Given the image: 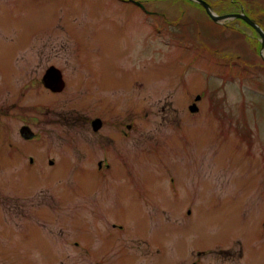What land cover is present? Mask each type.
<instances>
[{"label":"rangeland","instance_id":"obj_1","mask_svg":"<svg viewBox=\"0 0 264 264\" xmlns=\"http://www.w3.org/2000/svg\"><path fill=\"white\" fill-rule=\"evenodd\" d=\"M8 1L0 0V123L11 130L0 136V264H264L260 39L238 20L237 30L214 23L189 0ZM208 1L219 12L247 8L264 26V0ZM149 10L180 18L174 37L212 46L199 54L157 40L135 62L121 37L133 48L136 33L137 48L150 21L160 22ZM51 62L88 72L76 73L79 86L40 96L29 77ZM87 108L115 142L56 121ZM126 115L139 118L141 143L125 142L137 153L120 139ZM25 119L38 138L20 134Z\"/></svg>","mask_w":264,"mask_h":264},{"label":"flooded vegetation","instance_id":"obj_2","mask_svg":"<svg viewBox=\"0 0 264 264\" xmlns=\"http://www.w3.org/2000/svg\"><path fill=\"white\" fill-rule=\"evenodd\" d=\"M10 1L11 0H9L8 3H12V2H14L16 0H12L11 2ZM122 1H124V2H132V3L138 4L140 6H142L143 4L146 5V4L150 3V0H122ZM201 7L206 12L205 7H203V6H201ZM212 7H213L214 10L216 9L215 4H212ZM242 11L244 12V14L248 15L251 19L258 21L259 24L264 28L263 21L259 20L256 17H254L252 12L247 10V9H245V8L240 7L239 10L235 9V10H230L228 12H219V11H217V12H219V14H227V13H238V12H242ZM148 12L151 15H156L155 17L160 22H158L157 20L156 21H150L151 24H148L149 25L148 32L144 34V36H146V37L143 38L142 40L139 37L137 48H135V46H136V38H135L136 37V33L134 34L133 39H132V43H133V46H134L133 48L129 44L131 39H127L124 36L121 37V41H122V44L124 46V50L126 51V53L131 52L129 57L133 58V60L135 62L136 61H140V59H141L140 56H141V54L143 52L146 51V46L147 45H150V46L154 45L155 46L154 49H156V50L159 49V47L157 45H155V42L157 40H160V42L165 44L167 47L171 44V42H173L175 40L177 42L178 46H180L182 48H186V49H190V48L191 49H197L200 53H203V51L200 50L201 48H206V47H211L212 46V43L209 40L202 39V38L198 39L200 44L194 43L193 41H195V40L191 39L190 35H188L187 33H182L181 37H174V34L171 33V30H172L171 29V25L172 24L169 23V21L167 20V16H166L165 13H159L156 10H149ZM162 14H163V17H160V15H162ZM208 17H209V15H208ZM209 19L211 21H213L210 17H209ZM236 20L239 21V24L242 27H244L246 30L249 31V33L251 34L252 37L255 36L256 38H259V36L257 35V33H256L255 29L253 28V26H251L243 18L233 17V18H230L228 20H225L224 22H219V23L218 22H214V21L213 22L223 26L224 28H229L231 30H237ZM120 25L122 27L123 23H121ZM135 30H136V28H135ZM252 30H253V34L251 33ZM138 33H139V35H141L142 31L140 30ZM164 33H167L166 36L164 38H162V37L160 38V36L163 35ZM114 35L119 36L120 34H118L117 31L115 30V34ZM208 37H210V36H208ZM210 38H212V37H210ZM71 45H72L71 46V48H72L71 51H72V54H73V56H74V58L76 60V56H75L76 55V50L74 49L72 42H71ZM53 46H54V50H55L56 45H53ZM258 46H260V47L262 46V40L261 39H260V41H258V45L256 44V48ZM110 48H111L110 41L107 40V47H106L107 51ZM156 50H154V51H156ZM18 53L19 52H17L13 57H16L18 55ZM260 57H261V59L264 60V58L261 55H260ZM215 62H216V60H212V64L213 65L215 64ZM14 64H15V62L13 60V65ZM51 66H56L62 71L61 73L59 72V74H58L57 80L60 81V84H57V88H59V89L56 92L50 90L44 84V79H45L46 75L48 74V69ZM16 67H18V66H16ZM15 71H17V70L15 69ZM18 72L20 74L22 73V71H18ZM77 72H81V73L88 72L87 66L86 65H75V67H72V69L68 73V70L65 72L63 70V68L61 66H59L56 62H51L46 69L44 68V69H42L39 72V77H32V76L29 75L30 77H29V82L27 84V88L28 89H31V88L32 89H46V90H48L50 92H53L55 94H59V93L61 94L64 89H66V88H68L70 86L71 87L79 86L77 84V81H76V78H75V75H76ZM263 83H264V81H263ZM179 85H180V88H182V89L185 88V82H183V81L177 82V86H179ZM24 93H25V91L22 92V94H24ZM58 96H60V95H58ZM197 96H196V98H197ZM184 97H185L184 94L181 93V99H184ZM33 105H34V103L32 105H27L26 107H23V108L27 110L29 107H32ZM190 107H191V105H190ZM39 109H42L39 112L42 113L41 115H43V118L45 116V112H48V111L51 110L50 107H48L47 105H44L43 107H40ZM7 110H8V104H5L4 106L0 107V117L1 118L5 116ZM40 118H41V116L38 114L37 120L39 121V123H42V119L43 118H41V119ZM32 119H33V117H32ZM138 119L139 118H131L129 115H126V119L124 120V123H123V126L125 128L121 131V134H120L121 135L120 139H121L123 145L130 152H135V153H137L139 150H136V149L133 150V148H131L129 145L127 146L125 144V142L128 141L130 138H132L134 144L141 143L140 136H138L140 139L136 138L137 137V132L139 130V126H138L139 121H138ZM102 120L105 122V120L101 116L92 115V112H91V110L89 108H87V113L85 115L79 116L77 111H72V112H70L69 115H65V116L58 115L57 118H56V121L58 123H66V124L68 123L69 126H70L69 128H71L72 126H74V127L79 126V127L83 128L84 131L91 132V135H93L94 132H98L99 135H101L103 138L108 139V140H110L112 142H115V137H114L115 133L112 134V136L108 135L107 133H105V134L101 133L102 129L104 128V123H103ZM174 120H176V121L179 120V114L175 115V119ZM2 122H5V121H2ZM44 122H45V120H44ZM53 122H55V121H53ZM10 131H11L10 130V126L8 124H1L0 123V136L2 138H3V136H8ZM19 131H20V134L23 136V138L26 139V140H32V139H34L37 136L36 131H35L33 125H32V121H29V120H26V119H25V122L20 126ZM114 148L116 149L115 145H114ZM136 155H133V157L135 158ZM229 264H232V262L229 263Z\"/></svg>","mask_w":264,"mask_h":264},{"label":"water","instance_id":"obj_3","mask_svg":"<svg viewBox=\"0 0 264 264\" xmlns=\"http://www.w3.org/2000/svg\"><path fill=\"white\" fill-rule=\"evenodd\" d=\"M198 2H200L203 6H205V8L207 9V11L210 13V15L216 20L219 21L220 19H224L226 17H230V15H223V16H217L215 15L212 11H211V6L210 4L205 1V0H197ZM237 16H241V17H245L242 14H235ZM252 25H254L255 27H257L258 31L261 33L262 37H264V32L263 30L255 23L251 22L248 18H246ZM264 39V38H263ZM58 74H59V70L56 67H50L48 69V74L46 75L45 79H44V83L47 87L51 88L52 90L56 91L59 88H57V84H60V81L57 80L58 78Z\"/></svg>","mask_w":264,"mask_h":264},{"label":"trees","instance_id":"obj_4","mask_svg":"<svg viewBox=\"0 0 264 264\" xmlns=\"http://www.w3.org/2000/svg\"><path fill=\"white\" fill-rule=\"evenodd\" d=\"M242 134V136L245 138L246 137V134L245 133H241Z\"/></svg>","mask_w":264,"mask_h":264}]
</instances>
